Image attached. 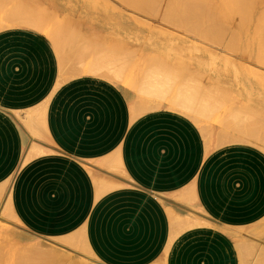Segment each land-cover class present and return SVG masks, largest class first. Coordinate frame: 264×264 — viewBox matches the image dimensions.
I'll return each mask as SVG.
<instances>
[{"label":"crops","instance_id":"crops-1","mask_svg":"<svg viewBox=\"0 0 264 264\" xmlns=\"http://www.w3.org/2000/svg\"><path fill=\"white\" fill-rule=\"evenodd\" d=\"M137 111L102 76L63 75L40 31L0 30V185L20 229L76 236L102 264H240L238 236L264 219V150H210L189 116Z\"/></svg>","mask_w":264,"mask_h":264},{"label":"rangeland","instance_id":"rangeland-1","mask_svg":"<svg viewBox=\"0 0 264 264\" xmlns=\"http://www.w3.org/2000/svg\"><path fill=\"white\" fill-rule=\"evenodd\" d=\"M161 3L163 6H153L158 10H150L147 0H0V30L23 26L40 31L56 47L63 75L101 77L79 73L91 67L110 72L115 78L102 77L125 90L132 108L136 105L140 109L148 98L195 104L201 116L189 117L200 127L207 144L215 133L228 128L260 130L258 137L252 135L248 141H212L213 149L242 142L256 143L264 150L259 142L264 140V10L254 14L245 0H222V7L218 0H198V10L186 18L179 10H162L164 1ZM260 134L263 137L259 138ZM39 151L32 148L30 155ZM2 187L7 190L0 192V264H65L57 258H52L53 262L45 257V262L39 257L41 251L35 249L38 244L43 249L52 245L51 249L68 256L72 264H102L85 248L71 247L78 237L68 244L63 239L24 233L12 214L9 185ZM237 239L240 264H264V219L242 230ZM31 249L39 256L33 257L36 254Z\"/></svg>","mask_w":264,"mask_h":264},{"label":"bare ground","instance_id":"bare-ground-1","mask_svg":"<svg viewBox=\"0 0 264 264\" xmlns=\"http://www.w3.org/2000/svg\"><path fill=\"white\" fill-rule=\"evenodd\" d=\"M146 1V0H145ZM152 1H154V0H152ZM157 1H159L158 3L159 4H161L162 5V0H157ZM157 1L155 2L156 4H158L157 3ZM164 1V7H161L160 5V8H162V10H165V9H174V10H179V12L181 13V15H185L186 16V18H187V16H189V17H191V13H193V11L194 10H198V0H163ZM246 1V4H248L250 7H251V9H252V12L254 11V14L255 13H260L262 10H264V0H245ZM149 2V3H148ZM151 1L150 0H147V4H148V8H150V5H151V7L152 8H150V10L152 9V10H158V9H156L155 7L153 8V6H154V4L155 3H150ZM218 6H219V4L222 2V0L221 1H219L218 0ZM221 5V4H220ZM163 6V5H162ZM220 7H222V5L220 6ZM157 8H159V7H157ZM222 9H225V8H222ZM202 10V9H201ZM220 10H221V8L219 9V12H220ZM206 11V10H205ZM183 12L185 13V14H183ZM186 12H189V13H186ZM203 12V11H202ZM238 12H239V10H238ZM264 12V11H263ZM262 12V13H263ZM187 14V15H186ZM189 14V15H188ZM256 14V15H257ZM252 15H253V13H252ZM262 17H264V14H263V16ZM255 18V17H254ZM180 19V18H179ZM18 21H20V22H22L23 20H18ZM182 21V22H181ZM181 21H179L182 25H183V23H184V21L183 20H181ZM252 22V21H251ZM250 22V23H251ZM9 23V22H8ZM262 23H264V18H263V20H262ZM246 24H249V22H246ZM246 24H245V26H246ZM254 24V23H253ZM264 25V24H263ZM34 26L36 27V28H38V27H40V24H38V23H34ZM192 28V27H191ZM251 28V30L253 29L252 27H250ZM249 28V29H250ZM214 30V29H213ZM218 30V29H217ZM215 31V30H214ZM220 32V31H219ZM217 38V37H216ZM254 39V38H253ZM256 39V38H255ZM254 39V41H257V40H255ZM224 41V40H223ZM217 42V41H216ZM253 42V41H252ZM256 43V42H255ZM222 44V43H221ZM251 44V43H250ZM256 44H254V46H255ZM230 46V45H229ZM252 46V45H251ZM258 46H260V48H262L263 46H262V44L260 43V45H258ZM257 46V47H258ZM262 46V47H261ZM246 47H247V45H246ZM240 48V47H239ZM245 48V47H244ZM249 48H251L250 47V45H249ZM248 48V49H249ZM242 49V48H241ZM241 49H239V50H241ZM244 50H246V48L244 49ZM253 49H250V51H252ZM256 50V49H255ZM258 50V49H257ZM256 50V51H257ZM234 51V50H233ZM236 51V50H235ZM249 50H248V52H249V54L251 53L252 54V52H250ZM263 51V50H262ZM237 52H240V51H237ZM242 52H243V49H242ZM245 52V51H244ZM243 52V53H244ZM247 52V53H248ZM254 52V51H253ZM234 54L236 53V52H233ZM243 53H241V54H243ZM246 53V52H245ZM244 53V54H245ZM236 54H238V53H236ZM248 54V55H249ZM254 54V53H253ZM256 54V53H255ZM263 54V53H262ZM246 55V54H245ZM241 56H243V55H241ZM247 56V55H246ZM254 56V55H253ZM256 56H257V54H256ZM231 57V56H230ZM240 57V56H239ZM249 57H251V56H249ZM261 57H262V55H261ZM264 57V56H263ZM237 58H238V56H237ZM254 58H255V56H254ZM258 58V57H257ZM241 59V58H240ZM246 59H248V57L246 58ZM256 59V58H255ZM249 60V59H248ZM240 61V60H239ZM254 61H257V59L256 60H254ZM229 62V61H228ZM258 62V61H257ZM262 63H263V60L261 61ZM246 67V66H245ZM250 67H251V65H250ZM251 68H254V67H251ZM250 68V69H251ZM246 69H247V67H246ZM249 69V70H250ZM255 69H257V68H255ZM78 70H80V68L78 69ZM258 70H260V69H258ZM255 71H257V70H255ZM81 72H86V73H94V74H98V75H101V76H105V77H108V76H110L111 78H113L112 77V74L110 73V72H108V71H106V70H104V69H100V68H94V67H91V68H86V69H82L79 73H81ZM253 72H254V69H253ZM257 73V72H256ZM259 74V73H258ZM115 75V74H114ZM261 75V74H260ZM116 76V75H115ZM109 77V78H110ZM115 78V77H114ZM183 98V97H182ZM184 99V98H183ZM147 100H149V101H147ZM146 101H144L143 100V102H142V106H140L139 105V107H140V109L136 106V105H133V108H134V110H138V111H142V112H145V111H148V110H153V109H158V108H161V107H166V108H168V109H171V110H175V111H178V112H181V113H183V114H185V115H187V116H193V117H199V116H201V115H197L198 113H201V112H199V110L198 109H196L195 107H194V105H191V103L190 104H188V103H185V102H181L180 100H176V99H158V100H152L151 98H148ZM185 101V100H184ZM240 103V102H239ZM246 103V102H245ZM135 104H137V103H135ZM193 104V103H192ZM196 106V105H195ZM197 107H198V105H197ZM242 107H243V105H242ZM245 109H247V107H245ZM238 110V109H237ZM137 111V112H138ZM245 111V110H244ZM198 112V113H197ZM243 112V111H242ZM249 112V111H248ZM39 113V112H38ZM238 116H239V114H237ZM244 115V114H243ZM247 115V114H246ZM245 115V116H246ZM256 115V114H255ZM40 116V115H39ZM238 116H237V118H238ZM251 116V115H250ZM249 116V117H250ZM257 117V116H256ZM191 118V117H190ZM250 119V118H249ZM254 119H256V118H254ZM258 119V118H257ZM263 119H264V117H263ZM257 121V120H256ZM259 121V120H258ZM261 121V120H260ZM256 126H258V124L256 125ZM239 127V126H238ZM238 127L236 126V128L237 129H235V130H233L234 129V127H232V129H229L228 128V130H222L221 132H219V133H215L213 136H212V140H211V143L209 142L208 143V147H209V149L210 150H212L213 149V147H211V145H213L214 143L212 142V141H214L215 143H218V142H227V141H230L231 139H237V140H243V139H246L247 141L249 140V139H251V136L252 135H255V136H257L258 137V134L260 133V130H259V132L258 133H256L255 131H251L250 129V131L249 130H247V129H240V127H239V129H238ZM242 128V127H241ZM247 128V127H246ZM261 128H262V126H261ZM263 130V129H262ZM261 130V131H262ZM256 133V134H252V133ZM261 134H262V132H261ZM259 135V138H261L260 136H262V135ZM254 136V138H256ZM263 136H264V134H263ZM262 136V137H263ZM253 138V140H257V139H254ZM263 139H264V137H263ZM250 142H251V140H250ZM260 143H262L263 145H264V140L262 141V140H260L259 141ZM238 143V142H237ZM240 143V142H239ZM252 143V142H251ZM255 145H256V143H254ZM258 146V145H257ZM33 152H34V150H32ZM8 186L6 185V188H7ZM5 187H2V188H0V192L1 191H4V189H6ZM7 190V189H6ZM13 214V213H12ZM251 230V229H250ZM252 231H253V229H252ZM252 231H250L251 233H252ZM255 231V230H254ZM250 232H248V233H250ZM255 233V232H254ZM246 235H248L247 234V232H246ZM252 235V234H251ZM233 236H235V235H233ZM69 237V236H68ZM39 241V240H38ZM64 241L66 242V243H68V244H72L73 243V241L75 242L76 241V236H73V237H69V238H66V239H64ZM42 242V241H41ZM33 243H35L34 241H33ZM39 243V242H38ZM44 243V242H43ZM30 244V243H29ZM45 244V243H44ZM43 244V245H44ZM27 245H28V243H27ZM32 245V244H31ZM39 245V244H38ZM38 245H36L35 247V249L38 251V250H40L41 252H38V254L40 255H38L39 257H46V258H48V259H50V261H53L54 262V260L52 259V258H57V259H59V260H61L62 262H64L65 264L66 263H70V264H72L73 262L70 260V259H68L69 257L68 256H62L61 254H59L58 252H56V250L55 249H51V247H52V245H49L50 246V249H43V248H41L40 246H42V245H40V246H38ZM46 245H47V243H46ZM26 246V245H25ZM247 246L248 245H246V248H247ZM249 247V246H248ZM26 248V247H25ZM29 248V247H28ZM53 248V247H52ZM245 248V247H244ZM33 253H32V252ZM31 253L32 254H36V256H33V257H38L37 256V251H33L32 249H31ZM250 251V250H249ZM251 251H252V248H251ZM36 252V253H35ZM60 252V251H59ZM26 253V252H25ZM30 253V254H31ZM253 253V252H252ZM28 254H29V251H28ZM43 255V256H42ZM28 256V255H27ZM263 257V256H262ZM46 258H45V262H46ZM94 258V257H93ZM35 259V258H34ZM33 258H32V260H34ZM261 259V258H260ZM257 260H258V258H257ZM49 261V260H48ZM259 261V260H258ZM61 262V263H62ZM94 262V261H93ZM260 262H262V261H260ZM75 263L76 264H79L78 262H76L75 261ZM256 263H257V261H256ZM264 263V262H263ZM42 264V263H41ZM44 264V263H43ZM260 264V263H259Z\"/></svg>","mask_w":264,"mask_h":264}]
</instances>
